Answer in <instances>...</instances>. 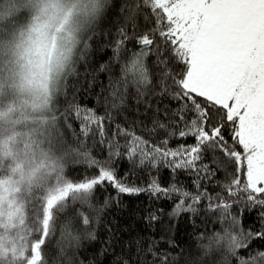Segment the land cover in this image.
I'll return each instance as SVG.
<instances>
[{"label":"snow or ice","instance_id":"6c2138e0","mask_svg":"<svg viewBox=\"0 0 264 264\" xmlns=\"http://www.w3.org/2000/svg\"><path fill=\"white\" fill-rule=\"evenodd\" d=\"M29 5L35 16L29 17ZM52 7L53 0H0V35L27 24L22 42L48 55ZM61 11L64 20L82 15L85 28L71 71L56 88L44 134L48 146L73 156L83 173L67 176L61 165L40 199L32 217L38 254L31 264H83V241L98 239L96 226L112 204L121 195L142 193L154 200L175 197L173 216L212 214L221 227L200 232L195 253L187 256L170 235L137 237L115 264H177L171 251L182 264H264V250L251 247L264 240V231L243 230L239 213H232L234 207L264 209V0H104L102 14L98 0H68ZM113 14L120 21L107 41L112 56L98 69L109 78L99 97L101 113L74 99L69 103L67 94L77 66L91 55L101 21ZM71 54L70 47L55 50L57 73ZM113 112L128 116L117 121ZM70 118L78 121V133ZM121 161L131 175L146 173L147 185L132 180ZM161 169L171 177H194L192 190L175 179L166 182ZM109 187L117 197L99 198ZM144 212L149 225L161 222V209ZM108 232L113 239L101 254L119 239Z\"/></svg>","mask_w":264,"mask_h":264},{"label":"trees","instance_id":"16d2710c","mask_svg":"<svg viewBox=\"0 0 264 264\" xmlns=\"http://www.w3.org/2000/svg\"><path fill=\"white\" fill-rule=\"evenodd\" d=\"M58 1L68 4V0ZM98 4L102 14L104 0H98ZM29 9V17L35 16L34 6L29 5ZM119 21L120 17L115 14L101 21L91 55L87 62L77 66L75 75L69 80L67 94L69 103L74 99L78 104L94 107L103 113L104 108L99 97L105 92L109 78L107 73H101L98 69L101 63H106L112 56L107 41L111 38L109 33L115 32ZM84 28L79 30L71 60L65 65L67 68L63 69L62 77L71 71ZM27 29V24L22 25L20 32ZM20 32L0 35V209L4 210L0 211V264H31L35 260L38 253L33 236L36 226L32 217L40 199L55 184L61 165L67 176L75 177L83 173L82 165L75 162L73 156H65L46 143L44 129L51 122L52 100L55 98L57 87L50 97H46L42 104H38L18 83L17 55L21 40ZM113 72L118 75L119 69H113ZM134 95V89L130 87L128 102L130 112L136 107ZM60 107H66L63 101ZM112 116L114 120L120 121L128 116V112L120 115L113 112ZM69 122L72 123V131L78 133V121L70 118ZM90 145L93 151H98L95 144L90 142ZM120 167L125 173H129L130 166L127 162L121 161ZM129 175L138 184L148 183L146 173ZM161 176L166 182L175 179L192 190L194 177L187 174L171 177L165 169H161ZM98 197L115 198L117 193L109 187L106 191L101 190ZM118 199L119 204H112L102 222L96 226L98 239L83 241L80 255L83 264H115L118 258H126L128 250L124 247L125 244L131 243L137 237L150 239L154 234L170 235L177 249L187 256L189 253H195L200 232H211L221 227L212 214L173 216L175 197L172 200H154L142 193L139 196L121 195ZM148 207L162 210L159 224L149 225L144 220V209ZM262 212L264 209L259 207L243 210L234 207L232 210L233 215L239 213L238 219L243 230L251 232L264 231ZM108 229H111V233L119 239L108 249L107 254H101L106 242L113 239ZM251 247L255 250H264V240L252 241ZM132 248L133 259H136L134 244ZM30 251L32 255H29ZM171 256L177 257V264H182V258L178 257L177 251H171Z\"/></svg>","mask_w":264,"mask_h":264},{"label":"rangeland","instance_id":"374dc122","mask_svg":"<svg viewBox=\"0 0 264 264\" xmlns=\"http://www.w3.org/2000/svg\"><path fill=\"white\" fill-rule=\"evenodd\" d=\"M53 3L55 7L50 8L51 19L47 34L49 54L41 55L38 47L27 45L20 40L17 55L19 58L18 83L21 89L32 95L38 104H42L46 97L52 95L53 90L62 79L63 69L67 68L64 66L57 73L52 67L55 62V50L70 47L73 54L79 30L85 27V18L82 15L73 13L67 20L63 19L64 13L61 11V7H66L67 3H60L58 0H53ZM27 31L28 29L24 32L25 37ZM0 211L4 210L0 209Z\"/></svg>","mask_w":264,"mask_h":264}]
</instances>
